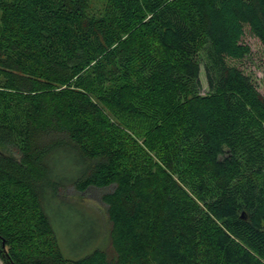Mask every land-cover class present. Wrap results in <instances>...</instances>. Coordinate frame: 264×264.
I'll use <instances>...</instances> for the list:
<instances>
[{
	"label": "trees",
	"instance_id": "1",
	"mask_svg": "<svg viewBox=\"0 0 264 264\" xmlns=\"http://www.w3.org/2000/svg\"><path fill=\"white\" fill-rule=\"evenodd\" d=\"M247 32L264 48V0H0V259L264 264ZM69 185L110 188L108 228ZM65 205L97 236L65 243Z\"/></svg>",
	"mask_w": 264,
	"mask_h": 264
},
{
	"label": "rangeland",
	"instance_id": "2",
	"mask_svg": "<svg viewBox=\"0 0 264 264\" xmlns=\"http://www.w3.org/2000/svg\"><path fill=\"white\" fill-rule=\"evenodd\" d=\"M244 41L248 43L251 47V52L245 57V59L242 61L240 66L244 69V71L247 74L252 75L260 89V91L264 94V48L256 36L251 34L250 32H247V34L244 37ZM203 57H201L202 59ZM203 61V60H202ZM201 81L203 83V90H208V82L206 77V71L204 68V64H202L201 72H200ZM110 191V188H90L89 190L85 191L84 193H80L75 190V188L71 185L67 186L62 190L61 195L67 198L69 201L78 203V205L85 206L89 211H87V214L89 218L91 219L93 214L92 212L98 216L101 217V222L104 224L105 228H108V223L106 221V205L104 204L102 200V195L105 192ZM57 205V203H55ZM69 204V205H70ZM81 210V206H80ZM63 217H60V220L63 222L62 226V233L64 236V242L67 241L72 242L76 246L83 242V239L81 238L83 234H93L94 237L97 236L98 231L93 228L92 226H89L88 228L82 227L81 224L84 223V221H87V216H80L79 210H77V207L72 206H63L62 210ZM60 216V214H59ZM92 235V236H93ZM103 248L108 249L109 243L104 242L102 244ZM81 252V249H71L70 254L75 255L74 253ZM82 254V253H79ZM0 264H5L0 259Z\"/></svg>",
	"mask_w": 264,
	"mask_h": 264
}]
</instances>
